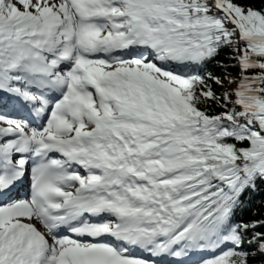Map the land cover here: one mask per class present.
Here are the masks:
<instances>
[{
    "label": "snow or ice",
    "instance_id": "obj_1",
    "mask_svg": "<svg viewBox=\"0 0 264 264\" xmlns=\"http://www.w3.org/2000/svg\"><path fill=\"white\" fill-rule=\"evenodd\" d=\"M0 264H264V0H0Z\"/></svg>",
    "mask_w": 264,
    "mask_h": 264
},
{
    "label": "trees",
    "instance_id": "obj_2",
    "mask_svg": "<svg viewBox=\"0 0 264 264\" xmlns=\"http://www.w3.org/2000/svg\"><path fill=\"white\" fill-rule=\"evenodd\" d=\"M255 2L259 3V0H255Z\"/></svg>",
    "mask_w": 264,
    "mask_h": 264
}]
</instances>
